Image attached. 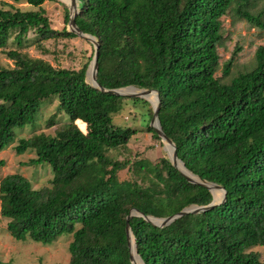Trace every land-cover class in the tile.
Listing matches in <instances>:
<instances>
[{
  "label": "trees",
  "instance_id": "1",
  "mask_svg": "<svg viewBox=\"0 0 264 264\" xmlns=\"http://www.w3.org/2000/svg\"><path fill=\"white\" fill-rule=\"evenodd\" d=\"M5 1L31 9L0 8V49L11 38L18 49L5 51L13 67H0V151L14 142L15 129L35 122L44 102L56 103L64 123L52 135L18 140L16 155L34 153L25 166H49L52 179L34 190L19 174L1 178L0 218L15 241L50 245L71 236L68 264H130L125 225L132 209L165 218L205 207L212 195L188 183L167 157L150 164L107 156L137 133L114 122L123 102L148 103L91 87L87 63L56 69L20 52L29 33L41 50L43 42L76 36L50 27L42 5L52 0ZM75 1L77 28L98 42L97 84L157 91L158 120L177 158L225 191L222 203L164 227L129 217L143 264H264L253 250L264 249V47H257L250 71L223 81L234 52L222 66L223 78L216 76L222 18L235 7L239 18L264 30L263 11L252 14L251 0ZM145 130L160 140L152 128ZM123 170L134 178L120 181Z\"/></svg>",
  "mask_w": 264,
  "mask_h": 264
},
{
  "label": "rangeland",
  "instance_id": "2",
  "mask_svg": "<svg viewBox=\"0 0 264 264\" xmlns=\"http://www.w3.org/2000/svg\"><path fill=\"white\" fill-rule=\"evenodd\" d=\"M5 3L8 6H3L0 0V8L9 9V6L12 5L21 10L31 9L26 4L17 5L7 1ZM63 5L66 6L64 0L47 1L42 5L53 30L68 29V24L64 21L65 9ZM234 10L235 7L230 8L222 18L223 39L218 48L220 64L216 72L217 77L222 76L223 64L235 52L230 74L226 78L222 76L223 81L226 83L238 73L253 69L256 49L258 46L264 47V30L252 27L239 18ZM249 10L252 14L259 11H263L264 14V0H251ZM34 37L35 34L29 33L28 43L19 51L27 53L30 58L42 59L56 69L78 70L86 63L89 66L92 61L93 45L85 39L76 37L73 39L49 40L42 43L43 50H41L33 42L31 43ZM237 49H239L238 52H236ZM8 50H18L12 38L8 41L6 49H0L1 68L9 69L13 67L12 61L8 60L5 55V51ZM89 78L88 73L87 83L90 82ZM127 92H137V90L127 89ZM151 97L148 98L153 99ZM55 108V102L42 103L34 123L22 129L14 130V142L0 151V179L7 175L19 174L30 182L34 190L49 186V181L52 179L50 167L46 165L25 166L30 159L34 158V153L28 151L22 155H16L14 146L21 138H29L35 133L52 135L55 130L60 129L64 123V118L56 115ZM149 114H152L150 103L146 105L141 101H136L132 104L130 101H124L122 111L114 118V122L122 127L136 129L137 133L132 136L126 147L108 150L107 156L117 161L128 159L134 162L142 160L150 164L158 163L161 157L168 158L163 142L152 138V135L145 130L147 126L149 127L152 118V115ZM50 120H54L55 124L49 126ZM130 177L132 175L127 173L126 170L119 173L120 181ZM214 191L218 193V190ZM221 200L222 195L216 203ZM71 240V236L65 235L50 245H42L31 240L15 241L6 230V221L0 218V261L2 262H12L13 264H68L70 259L68 245ZM253 250L259 254L260 261L264 263V249L255 248Z\"/></svg>",
  "mask_w": 264,
  "mask_h": 264
},
{
  "label": "water",
  "instance_id": "3",
  "mask_svg": "<svg viewBox=\"0 0 264 264\" xmlns=\"http://www.w3.org/2000/svg\"><path fill=\"white\" fill-rule=\"evenodd\" d=\"M66 2V6L68 8L69 11V18H68V29L66 31L73 33L76 37L81 38V39H85L86 41L90 42L93 45V57H92V61L90 63V65L87 67L86 72H85V79L87 78V72L88 69L91 67L92 68V73H91V77L89 79V83H87L88 85H90L93 88L98 89L99 91L109 94L111 96H116V97H127V98H138V99H142L147 101L148 103H150L151 107H152V118L150 120L149 123V127L152 128L154 130V132L156 133V135L158 136V138L163 142L164 144V148L165 151L168 155V160L171 164V166L176 169L185 179L188 183L190 184H194V185H200L205 187L212 195V202L205 206V207H199V206H190L188 208H184L182 211H180L178 214L176 215H172L169 217H165V218H154V217H150V216H144L141 213H139L137 210L132 209L129 212L128 217L126 218V225H125V233H126V237H127V241H128V248H129V261L130 264H133V256H132V244L134 247V250L137 254L136 251V246L134 243V238L131 234L130 231V227L128 225V218L129 217H141L144 221L152 224L153 226L156 227H164L169 225L170 223H172L174 220L187 215V214H198L201 212H204L206 210H209L211 207L218 205L220 203H222L225 199V191L222 187H220L219 185H216L214 183H209L203 180H200L197 176L193 175L191 172H189L184 164L177 158L176 155V147L174 145V143L167 138V136L163 133L159 120H158V109H159V95L157 91L154 90H145V89H137L135 87L129 86V87H125V88H120V89H102L96 82V75H97V50H98V42L97 40L87 34L82 33L76 26L75 24V17L79 12V9L77 7V3L75 0H64ZM69 2V3H68ZM127 89H134L137 90L138 93H123L122 90H127ZM150 94H154L155 95V104H152L151 102H149L148 100H146L144 97L148 96ZM168 149H170V153L167 152ZM179 165L186 171L188 172L192 177H194L195 179L190 178L189 176H187L186 174H184L182 172V170L179 168ZM214 190H218L222 193V200L220 202L216 203V199L213 197V191ZM141 264H143V262L141 261L140 257L138 256Z\"/></svg>",
  "mask_w": 264,
  "mask_h": 264
},
{
  "label": "bare ground",
  "instance_id": "4",
  "mask_svg": "<svg viewBox=\"0 0 264 264\" xmlns=\"http://www.w3.org/2000/svg\"><path fill=\"white\" fill-rule=\"evenodd\" d=\"M88 73H89V75H90V77H91V73H92V68L90 67L89 69H88V72H87V77H88ZM90 79V78H89ZM122 92L123 93H138V91L137 92H127V90H122ZM150 96H152L153 97V99H149L148 97H150ZM151 97V98H152ZM146 100H148L149 102H151L152 104H155V100H156V98H155V95L154 94H150V95H148V96H145L144 97ZM167 152H171L170 151V149H168V151ZM179 168L182 170V172L184 173V174H186L187 176H189L190 178H192V179H195L194 177H192L188 172H186L180 165H179ZM213 193V197L217 200L219 197H221V195H222V193L220 192V191H218V193H216L215 191H213L212 192ZM132 256H133V264H141V262H140V260H139V258H138V256L136 255V252H135V250H134V247H133V244H132Z\"/></svg>",
  "mask_w": 264,
  "mask_h": 264
}]
</instances>
